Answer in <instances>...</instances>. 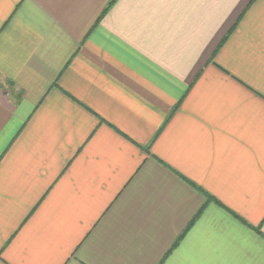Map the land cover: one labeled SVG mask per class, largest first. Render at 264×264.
I'll list each match as a JSON object with an SVG mask.
<instances>
[{"label": "crops", "instance_id": "1", "mask_svg": "<svg viewBox=\"0 0 264 264\" xmlns=\"http://www.w3.org/2000/svg\"><path fill=\"white\" fill-rule=\"evenodd\" d=\"M0 264H264V0H0Z\"/></svg>", "mask_w": 264, "mask_h": 264}, {"label": "trees", "instance_id": "2", "mask_svg": "<svg viewBox=\"0 0 264 264\" xmlns=\"http://www.w3.org/2000/svg\"><path fill=\"white\" fill-rule=\"evenodd\" d=\"M207 200L210 201L211 199L209 197H207ZM203 211V207L202 209L200 210V212ZM241 221V220H240ZM242 222V221H241ZM243 224H245L244 222H242ZM246 225V224H245Z\"/></svg>", "mask_w": 264, "mask_h": 264}]
</instances>
